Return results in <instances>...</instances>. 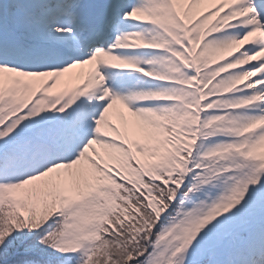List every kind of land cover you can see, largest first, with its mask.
Here are the masks:
<instances>
[{
  "label": "snow or ice",
  "instance_id": "6c2138e0",
  "mask_svg": "<svg viewBox=\"0 0 264 264\" xmlns=\"http://www.w3.org/2000/svg\"><path fill=\"white\" fill-rule=\"evenodd\" d=\"M0 264H264V0H0Z\"/></svg>",
  "mask_w": 264,
  "mask_h": 264
}]
</instances>
